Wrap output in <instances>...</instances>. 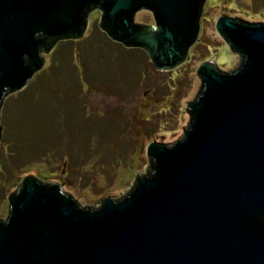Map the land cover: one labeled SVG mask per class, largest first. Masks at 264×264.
<instances>
[{
	"label": "water",
	"instance_id": "1",
	"mask_svg": "<svg viewBox=\"0 0 264 264\" xmlns=\"http://www.w3.org/2000/svg\"><path fill=\"white\" fill-rule=\"evenodd\" d=\"M204 1L0 0V136L3 98L43 66L39 45L58 39L38 35L81 37L93 6L109 38L171 69L197 39ZM140 9L154 25L135 21ZM215 28L239 62L195 69L184 136L149 144L151 171L97 208L25 175L0 220V264H264V22L220 15Z\"/></svg>",
	"mask_w": 264,
	"mask_h": 264
},
{
	"label": "rangeland",
	"instance_id": "2",
	"mask_svg": "<svg viewBox=\"0 0 264 264\" xmlns=\"http://www.w3.org/2000/svg\"><path fill=\"white\" fill-rule=\"evenodd\" d=\"M88 16L84 35L61 40L26 84L1 103L0 220L25 175L58 183L82 207L129 193L152 169L151 143L172 145L191 121L201 86L195 69L213 62L235 68L239 54L215 28L220 15L264 22V0H205L196 41L187 57L158 70L139 47H125ZM135 21L154 25L149 10ZM90 26V27H89Z\"/></svg>",
	"mask_w": 264,
	"mask_h": 264
},
{
	"label": "flooded vegetation",
	"instance_id": "3",
	"mask_svg": "<svg viewBox=\"0 0 264 264\" xmlns=\"http://www.w3.org/2000/svg\"><path fill=\"white\" fill-rule=\"evenodd\" d=\"M98 11L99 13V10L95 9L93 6H89L85 9V17H84V23H85V29H84V32H83V35L85 33V31L87 30V27H88V16L91 14L92 11ZM144 24V23H143ZM147 25H150V24H147ZM90 27V26H89ZM68 34V35H67ZM67 35V36H65ZM82 35V36H83ZM45 36L47 40H52V41H55L57 38V40L55 41V44L53 45L52 49L49 51V52H45V46L44 45H39V52H40V55L42 56L43 54H47V53H50L55 47H56V44L61 41V40H73V39H77V38H73L71 37V34L69 32L66 31V33H59V35L57 37H54L53 35H48V34H40L38 35L39 38ZM65 36V37H64ZM81 36V37H82ZM80 38V37H79ZM41 69V68H40ZM39 70V69H38ZM36 70V71H38ZM35 71V72H36ZM34 72V73H35ZM33 75V74H32Z\"/></svg>",
	"mask_w": 264,
	"mask_h": 264
},
{
	"label": "trees",
	"instance_id": "4",
	"mask_svg": "<svg viewBox=\"0 0 264 264\" xmlns=\"http://www.w3.org/2000/svg\"><path fill=\"white\" fill-rule=\"evenodd\" d=\"M102 30V29H101ZM106 34V33H105ZM107 35V34H106ZM144 50V49H143ZM145 51V50H144ZM146 52V51H145Z\"/></svg>",
	"mask_w": 264,
	"mask_h": 264
}]
</instances>
